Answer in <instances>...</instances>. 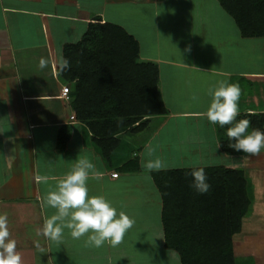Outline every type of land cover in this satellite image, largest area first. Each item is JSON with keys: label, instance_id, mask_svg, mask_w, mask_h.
<instances>
[{"label": "crops", "instance_id": "crops-1", "mask_svg": "<svg viewBox=\"0 0 264 264\" xmlns=\"http://www.w3.org/2000/svg\"><path fill=\"white\" fill-rule=\"evenodd\" d=\"M98 17L122 26L138 41L140 61L158 65V88L168 109L142 118L138 123L148 120L142 130L119 133L120 144L109 162L87 125L75 117L70 98L61 94L63 86L73 90L75 82L58 72L65 46L81 41ZM41 58L48 61L44 69ZM221 81L239 84L241 111L264 114V37H243L218 0H0V214L8 215L24 264H104L113 251L121 259L130 249L127 258L136 252L135 259L141 254L150 264L156 251L147 244L155 240L148 233L152 221L162 227L157 250L176 257L164 245L161 194L151 172L141 166L156 158L166 169L221 165L244 170L251 205L233 236L236 264H264V149L244 159V153L229 155L221 149L216 125L206 116L209 89ZM63 126L69 137L60 149ZM148 148L154 149L152 155ZM85 158L103 173L100 180H88L89 195L106 197L117 212L135 219L117 246L129 247L125 250L107 242L87 246V236L73 239L68 229L60 242L31 233L35 221L42 229L56 213L42 206V199L56 190L77 159ZM131 160L138 161L139 170L123 171ZM37 175H46L48 183H37ZM149 195L155 207L147 204ZM37 240L46 252L37 251Z\"/></svg>", "mask_w": 264, "mask_h": 264}, {"label": "trees", "instance_id": "trees-1", "mask_svg": "<svg viewBox=\"0 0 264 264\" xmlns=\"http://www.w3.org/2000/svg\"><path fill=\"white\" fill-rule=\"evenodd\" d=\"M218 1L243 37H264V0ZM64 59L70 66L58 72L63 80L75 82L69 94L72 110L87 125L106 162L120 144L119 133L142 130L148 123H138L142 118L168 113L158 88V65L139 60V43L122 26L96 18L81 41L65 46ZM120 118L124 122L118 127ZM245 118L251 121L249 133L264 131L263 113L240 110L236 122ZM215 125L221 149L229 155L243 154L228 147L226 133L232 125ZM66 127L59 132L60 149L69 137ZM198 168L151 172L163 203L164 245L179 254L180 264H236L233 236L251 205L245 172L221 165L203 167L211 188L200 194L191 187L189 175ZM121 169L137 171L139 163L131 160Z\"/></svg>", "mask_w": 264, "mask_h": 264}, {"label": "clouds", "instance_id": "clouds-1", "mask_svg": "<svg viewBox=\"0 0 264 264\" xmlns=\"http://www.w3.org/2000/svg\"><path fill=\"white\" fill-rule=\"evenodd\" d=\"M186 51L190 52L191 47ZM47 65L48 61L41 58L39 67L44 69ZM69 66L67 59L61 61V69H67ZM209 95L212 97L206 112L209 122L219 124L222 128L232 125L226 133L228 147L246 154L241 159L259 156L264 149V131L253 129L249 133L251 121L246 118L236 122L240 115L239 86L221 81L215 89H209ZM192 100L198 101V96L193 95ZM123 122V118H120L116 122L117 126H122ZM147 151L152 155L154 149L148 148ZM141 166L149 172L167 168L160 158L150 159L146 163L142 161ZM189 175L192 177L191 187L198 193L209 192L211 185L203 167L193 169ZM90 178L100 180L103 173L98 171L90 160L77 159L71 170L58 181L56 190L49 191L42 199V206L54 208L56 213L44 221L42 229H37L38 236L43 235L51 241L60 242L64 230L68 229L73 239L87 236L86 245L90 247L100 248L105 242L117 247L123 242L126 233L134 226L135 219L124 211L117 212L106 197L90 196L87 183ZM48 179L46 175L35 177L37 183L47 184ZM34 244L39 253L46 252L39 241ZM0 264H24L22 254L17 250V241L11 238L7 213L0 214Z\"/></svg>", "mask_w": 264, "mask_h": 264}, {"label": "rangeland", "instance_id": "rangeland-1", "mask_svg": "<svg viewBox=\"0 0 264 264\" xmlns=\"http://www.w3.org/2000/svg\"><path fill=\"white\" fill-rule=\"evenodd\" d=\"M241 84H243L244 85V87H245V84L247 85L248 83H241ZM150 197L148 198V200H149V202L147 201V204H150L151 206H154L153 204L155 203V199H153V197H152V195H149ZM147 198V197H146ZM150 206V207H151ZM155 207V206H154ZM8 222H9V218H8ZM155 224H157V223H155L154 221H152V227H151V229L148 231V233L149 234H151V233H154V237H155V240H154V243L153 244H150V243H147V244H149L150 246H152V247H156V251H154L153 252V254L152 255H154L155 256V260L154 259H152L151 260V263L150 264H180V256H179V254L177 253V255H176V257L174 256L175 254H173V252H169L168 250V253H169V255L167 254V255H165L164 254V252H167V251H158L157 250V245L159 244V242H158V240H157V238H158V236H159V234H161L162 233V230H161V228L162 227H159V226H157V225H155ZM34 225L36 226V228L34 229V230H31V233H33V234H37L36 232H37V229H39V225L36 223V221L34 222ZM155 225V226H154ZM135 229V228H134ZM140 231L142 232V231H145V229L142 227V228H140ZM143 233H145V232H143ZM148 234V235H149ZM132 235V234H131ZM133 235H134V233H133ZM36 238L38 237V236H35ZM38 240H40V237H39V239ZM37 240V241H38ZM116 249H119V250H122V249H127V248H129V247H126V245H124V246H122V247H115ZM147 248H149V247H147ZM151 249V248H150ZM131 250V249H130ZM130 250H128V251H130ZM128 251H126V253L123 251V253H125V255L120 259V258H118V257H116L115 256V251H113V256H111V257H105V258H103L105 261H104V264H122V262H124L125 260H128L129 261V263H127V264H146L145 263V260H144V258H145V256L143 255H137V259H135L134 258V255H135V253L136 252H134V253H131L130 254V257L129 258H127L126 256V254L128 253ZM171 251V250H170ZM159 252V253H158ZM122 253V254H123ZM170 253H172V254H170ZM137 254V253H136ZM174 256V257H173ZM147 260V259H146ZM155 261V262H154ZM154 262V263H153ZM160 262V263H159Z\"/></svg>", "mask_w": 264, "mask_h": 264}, {"label": "built area", "instance_id": "built-area-1", "mask_svg": "<svg viewBox=\"0 0 264 264\" xmlns=\"http://www.w3.org/2000/svg\"><path fill=\"white\" fill-rule=\"evenodd\" d=\"M70 91H71L70 90V86L69 85H65L61 89V94H62L63 97L69 98ZM72 118H74V116H72ZM118 174H119L118 172H114L112 175L114 177H117Z\"/></svg>", "mask_w": 264, "mask_h": 264}]
</instances>
